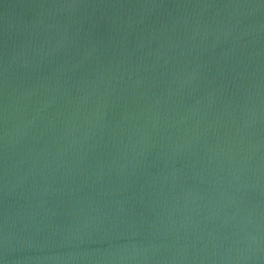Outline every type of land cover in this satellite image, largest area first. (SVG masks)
I'll list each match as a JSON object with an SVG mask.
<instances>
[{"label":"water","instance_id":"1","mask_svg":"<svg viewBox=\"0 0 264 264\" xmlns=\"http://www.w3.org/2000/svg\"><path fill=\"white\" fill-rule=\"evenodd\" d=\"M0 264H264V0H0Z\"/></svg>","mask_w":264,"mask_h":264}]
</instances>
